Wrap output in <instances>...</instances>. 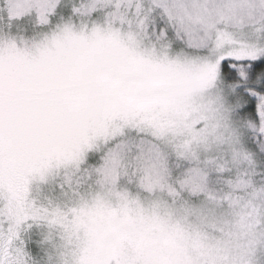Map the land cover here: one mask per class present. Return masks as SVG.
<instances>
[{
    "label": "snow or ice",
    "instance_id": "obj_1",
    "mask_svg": "<svg viewBox=\"0 0 264 264\" xmlns=\"http://www.w3.org/2000/svg\"><path fill=\"white\" fill-rule=\"evenodd\" d=\"M0 264H264V0H0Z\"/></svg>",
    "mask_w": 264,
    "mask_h": 264
}]
</instances>
